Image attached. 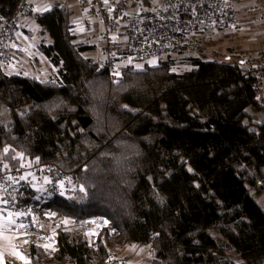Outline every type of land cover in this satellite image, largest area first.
Instances as JSON below:
<instances>
[{
    "label": "trees",
    "instance_id": "obj_1",
    "mask_svg": "<svg viewBox=\"0 0 264 264\" xmlns=\"http://www.w3.org/2000/svg\"><path fill=\"white\" fill-rule=\"evenodd\" d=\"M22 1L0 0V16L15 20ZM71 16L56 2L36 18L49 78L0 63L9 112L0 165L50 162L70 174L73 196L16 190L40 222L98 219L119 233L67 224L54 248L29 244L31 264H100L132 243L149 246L148 264H264V210L253 197L264 193V120L248 112L264 102L252 80L196 46L182 72L166 57L112 81L85 55L93 46L74 39Z\"/></svg>",
    "mask_w": 264,
    "mask_h": 264
},
{
    "label": "built area",
    "instance_id": "obj_2",
    "mask_svg": "<svg viewBox=\"0 0 264 264\" xmlns=\"http://www.w3.org/2000/svg\"><path fill=\"white\" fill-rule=\"evenodd\" d=\"M66 1L57 0L60 5ZM75 1L82 15L72 21L71 28L74 34L80 28L82 34L74 38L98 45L99 69L105 70L112 81H117L125 68L138 61L184 53L195 49L204 35L233 30L252 19L264 21V0ZM18 14L36 19L40 12H35L28 0H23ZM15 29L14 18L0 16V63L4 68L16 65L8 46ZM226 56L238 65L242 76L252 80L255 94L264 102V37L258 46L229 50ZM26 184L37 191L32 199L61 195V192L62 196H70L75 188L70 174L50 162L0 165V213L11 217L12 243L15 249L24 251L26 264H31L28 250L31 242L44 245L67 224L105 230L108 238L118 235L116 226L98 219H72L66 223L48 217L45 223L40 222L33 203L17 198L16 190ZM100 264L137 263H129L126 257L111 253Z\"/></svg>",
    "mask_w": 264,
    "mask_h": 264
},
{
    "label": "rangeland",
    "instance_id": "obj_3",
    "mask_svg": "<svg viewBox=\"0 0 264 264\" xmlns=\"http://www.w3.org/2000/svg\"><path fill=\"white\" fill-rule=\"evenodd\" d=\"M28 2L33 4L35 12L41 13L45 11L44 9H49L52 6L54 0H28ZM70 4H72V2L70 0H67L66 5L70 6ZM37 9H39V11ZM19 16H20L19 19L23 17L24 19H26L25 22L19 20L18 22L19 29L15 33L14 40L16 41V44L20 46V51L18 53L20 55L17 58L18 62L16 65L5 67L4 70L8 74H23L28 76H35L38 79H47L50 76H52V74L49 72L48 69L52 70L54 73L55 68L50 64V62L45 57V55L37 48V45L42 37L48 40V36L47 35L43 36L40 33V26L35 18L26 17L23 15H19ZM71 18H73V16H71ZM262 37H264V21H259L255 19L246 21L242 23L238 28H235L233 30H221L212 34L204 35L203 38L205 39L204 40L205 43L202 47L204 53H206L205 59L229 61V59L226 56V53L229 50H242L250 47H256L260 44ZM85 55L96 61H99L101 56L98 51V45H96L92 49L85 51ZM32 57H37L36 63L33 62V60L31 59ZM21 62H25L26 70L23 71L19 70L21 66ZM144 62H146L145 65ZM157 63L158 62L155 61V59L151 58L146 61H138L134 65V68L141 69L144 67L155 65ZM137 65H140L142 67L138 68ZM187 68H189L188 65L179 64V65H172L170 70L172 72L179 73ZM262 106L264 107V103L262 104ZM263 107L257 111L250 110V108L248 109L249 113L250 112L254 113V121L258 122L264 120ZM8 113L9 112L7 106L5 105V103H3L0 100V119H2L3 122L8 121L9 119ZM73 195L74 194H72L71 196ZM253 197L256 200V202L260 205V207L264 210V193L263 192L254 193ZM93 232L94 235H96L95 231ZM8 241L9 240L7 236L5 238V244H4V239H2L1 248L5 246L7 250L8 246L11 247L10 243L8 244ZM53 244H54L53 239L49 240L45 244L46 249L50 250L51 248L49 247H52ZM148 248L149 246L144 244H138V243L128 244L124 247V249H122L123 250L121 251L122 253L118 254V256L126 257L129 263L132 262L137 264L138 263L147 264L150 261V253ZM125 253L129 255L131 254V256L128 257L127 255H125Z\"/></svg>",
    "mask_w": 264,
    "mask_h": 264
},
{
    "label": "crops",
    "instance_id": "obj_4",
    "mask_svg": "<svg viewBox=\"0 0 264 264\" xmlns=\"http://www.w3.org/2000/svg\"><path fill=\"white\" fill-rule=\"evenodd\" d=\"M70 1L72 2V4H70V6L71 5L72 6L71 7L68 6V5L67 6L72 9V14H73L72 16H73V18H71V21H73L74 19H78L80 17V15H82V11H80V7L77 5V3H76L75 0H70ZM56 2H57V0H54L53 4H55ZM19 17L20 16L18 15L16 17V19H15L16 29L14 31L13 36L8 41V46L11 49V51L14 53V56L16 58V64L18 62L17 61V58L20 55V54H18L19 51H20V46L17 45L16 44V41L14 40L15 39V33L19 29V24H18L19 20H21L22 22H25L26 21V19H24V17L23 18H20V19H19ZM80 34H82V31L79 28V29L76 30V32H75L74 35L79 36ZM75 40H79V39H75ZM204 40L205 39H201L200 44H198L197 46L202 47L204 45V43H205ZM90 45H92L93 48H94L97 44L92 43ZM198 53H199L198 52V49L195 48V49H192V50H189V51H185L184 53L171 54V55H168L166 57L174 58L175 60H177V62H179L178 64H174V65L186 64V65L189 66V64L187 62H185L184 60H182V59L184 57H187V56H197ZM166 57H161V58L155 57L153 59H155V61L159 62L160 60L165 59ZM31 59L33 60V62L36 63L37 57H32ZM145 64L146 63H144V65ZM19 70L20 71L26 70V68H25V62H21V66H20ZM48 70H49V72L51 74H54L52 70H50V69H48ZM12 224H13V221H12V219H11L10 216L4 215V214L0 213V264H8V263H10V264H26L24 251L23 250L15 249L14 246H13V243H12L13 236H12V232H11V226H12ZM6 236H7L8 240H9L8 241V244L10 243V245H11V247L8 246L7 250H6V247L5 246H3V248H1L2 247L1 240L4 239V244H5V238H6ZM44 246H45V244H44ZM49 248H51V249L54 248V244L52 245V247H49ZM148 250H149V253H150V248H148ZM121 251H123V250L122 249L116 250V252H117L116 255L122 253ZM125 255H127L128 257L131 256V254L129 255V254H126V253H125Z\"/></svg>",
    "mask_w": 264,
    "mask_h": 264
},
{
    "label": "snow or ice",
    "instance_id": "obj_5",
    "mask_svg": "<svg viewBox=\"0 0 264 264\" xmlns=\"http://www.w3.org/2000/svg\"><path fill=\"white\" fill-rule=\"evenodd\" d=\"M38 11H39V9H37ZM45 11H47V9H44ZM137 67L139 68V67H142V66H140V65H137ZM116 75H119V73H116ZM61 187H63V184H61ZM80 191H84V188H83V186H81V188H80ZM61 195H64V193L63 192H61Z\"/></svg>",
    "mask_w": 264,
    "mask_h": 264
}]
</instances>
